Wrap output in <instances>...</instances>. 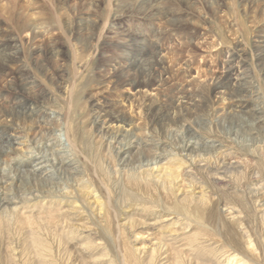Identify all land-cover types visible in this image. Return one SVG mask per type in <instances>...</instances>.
I'll return each mask as SVG.
<instances>
[{
  "label": "bare ground",
  "instance_id": "bare-ground-1",
  "mask_svg": "<svg viewBox=\"0 0 264 264\" xmlns=\"http://www.w3.org/2000/svg\"><path fill=\"white\" fill-rule=\"evenodd\" d=\"M161 1L139 0L129 8L138 7L150 20L166 19L174 28L185 30L182 35L187 40L194 38L188 22L189 1H181L180 12L169 10ZM244 1L251 8H261V0ZM33 25L26 24L27 30ZM138 35L124 33L121 56L97 69L101 81L137 89L155 88L166 81L163 31L156 28ZM19 40L0 35V143L23 140V146L32 147L40 135L47 132L51 137L58 127L65 130L72 154L61 155L57 163L67 182L55 181L47 166L30 171L40 158L12 157L16 181L0 172V204H11L13 194L32 195L0 216V245L12 254V264H70L73 252H77L73 264H264V101L258 108L247 97L256 85L242 43L226 50L230 57L208 86L211 94L232 104L231 111L255 119V125L241 123L252 143L242 147L222 137L216 138L215 145L199 147L187 141L176 148L160 136L156 142L139 135L120 144L113 123L121 122L124 129L133 125L111 100L98 105L90 128L82 130L70 116L48 104L50 93L22 59ZM255 49V65L264 70V30ZM63 52L56 41H49L36 46L31 58L54 78L68 72L54 65V57ZM73 90H69V111ZM177 90L168 101L145 96L142 107L149 124L181 121L185 113L203 106L204 99L192 88ZM27 123H33L32 128L21 125ZM93 128L98 133L95 137ZM106 135L110 140L103 146L100 140ZM145 158L155 161L137 164L134 170L117 168L119 163L142 164ZM21 166L30 175L27 182ZM62 254L68 255V262Z\"/></svg>",
  "mask_w": 264,
  "mask_h": 264
},
{
  "label": "rangeland",
  "instance_id": "rangeland-1",
  "mask_svg": "<svg viewBox=\"0 0 264 264\" xmlns=\"http://www.w3.org/2000/svg\"><path fill=\"white\" fill-rule=\"evenodd\" d=\"M181 1L162 0L161 3L169 10L172 9L173 12H180ZM188 1L192 10L188 22L191 31L193 30L196 34L191 40H187L182 35L185 30L174 28L173 25L166 22V19L150 20V18L142 16V11L138 7L131 11L129 6L138 3L139 0H0V35L10 34L17 39L20 38L19 43L24 50H22V59L30 64L33 73L39 79L38 81L48 89L50 93L48 104L54 110L62 112L64 116H70L82 130L87 126L90 128L95 109L105 100H111L133 125V129L132 126L131 128L127 126L124 129L125 125L121 122L113 123L112 129L120 133V144L124 145L128 140H136L139 135H144L152 142H156L157 136L163 137L176 148L185 145L187 141L199 147L204 143L215 145L218 144L216 138L222 137L234 141L239 146H248L252 143V139L242 131L241 125L246 122V124L255 125V119L249 114L231 111L232 104L227 99L211 94L208 85L211 76L219 73L222 64L229 59L230 54L226 50L242 43L247 52L246 58L251 63L249 68L252 70L256 85L254 91L248 93L247 97L258 108L264 101V70L255 65L256 41L264 30V0L260 1V9L249 7L244 0ZM116 15H119L118 19L113 20ZM31 22L34 23L33 31L26 28V24ZM156 28L162 30L165 36L162 56L168 70L166 81L161 82L155 88L145 87L147 89H137L131 85L123 86L108 80L101 81L97 69H100L101 64H109L111 60L121 56L123 46L126 44L124 33L137 37L138 34V36L149 34L151 29ZM126 30L128 31L126 32ZM99 33L101 34L98 35ZM49 41H56L64 51L56 58L54 57L55 66L59 65V67L62 66L68 70L64 76L53 78L32 61V53L36 46L44 45ZM201 85H204V88ZM185 88H192L199 94V97L202 96L200 99L203 98L206 104L203 102L202 107L185 113L187 115H184L181 121H179L180 119L176 122L172 121L173 123L169 122L164 126L148 123L144 118L142 107V100L145 96L168 101L175 96L177 89ZM201 88L202 90H200ZM71 89H74V102L69 111L68 102L71 93L69 90ZM0 92H2L1 89ZM93 99H96L95 106H92ZM29 124L33 123L21 125L25 128V125L30 126ZM91 134L95 137L98 133H95L93 128ZM40 136L39 140L37 139L31 145L32 147L30 145L23 146L21 144L23 140L0 143V172L10 178H15L16 181L15 164L12 157L23 161L29 159L34 161L40 158L33 163L35 168L29 167L30 171L47 166L49 175L56 178L55 181L67 182L66 176L61 174L57 167L62 156L72 154L65 130L57 127L53 130L51 137L47 135V132ZM108 140L110 138L106 135L100 140V143L104 146ZM100 143H97L96 146H99ZM117 144L119 145V143ZM109 151L113 154L111 148ZM5 153H7V157ZM24 154L28 157L23 156ZM154 161V159L145 158L142 164L126 166L124 163H119L117 168L134 170L137 166L148 165ZM38 163L40 164L37 166ZM110 168L111 171L115 169L113 166ZM20 169L25 176V181H29L30 175L27 174V168L21 166ZM2 190L0 188V193ZM31 196L29 193H19L18 197L16 194L11 195V204H0V216L2 212H8L11 208L19 206L20 204L17 202L21 199ZM76 253H72L74 257L69 260L70 264L77 261ZM7 254L6 247L0 245V264H12L9 260L12 254L8 251ZM67 254H62V256L68 262Z\"/></svg>",
  "mask_w": 264,
  "mask_h": 264
}]
</instances>
